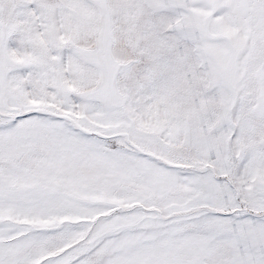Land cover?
<instances>
[{"label": "snow or ice", "instance_id": "6c2138e0", "mask_svg": "<svg viewBox=\"0 0 264 264\" xmlns=\"http://www.w3.org/2000/svg\"><path fill=\"white\" fill-rule=\"evenodd\" d=\"M0 264H264V0H0Z\"/></svg>", "mask_w": 264, "mask_h": 264}]
</instances>
